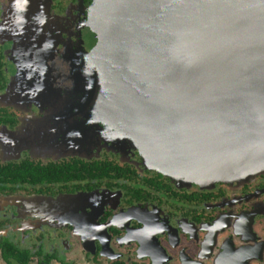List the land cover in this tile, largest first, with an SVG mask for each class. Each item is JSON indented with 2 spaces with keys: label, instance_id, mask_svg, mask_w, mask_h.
I'll return each mask as SVG.
<instances>
[{
  "label": "flooded vegetation",
  "instance_id": "obj_1",
  "mask_svg": "<svg viewBox=\"0 0 264 264\" xmlns=\"http://www.w3.org/2000/svg\"><path fill=\"white\" fill-rule=\"evenodd\" d=\"M93 2L0 0V264H264V172L183 185L81 93Z\"/></svg>",
  "mask_w": 264,
  "mask_h": 264
},
{
  "label": "water",
  "instance_id": "obj_2",
  "mask_svg": "<svg viewBox=\"0 0 264 264\" xmlns=\"http://www.w3.org/2000/svg\"><path fill=\"white\" fill-rule=\"evenodd\" d=\"M86 30L75 82L149 163L183 185L264 172V0H94Z\"/></svg>",
  "mask_w": 264,
  "mask_h": 264
},
{
  "label": "rangeland",
  "instance_id": "obj_3",
  "mask_svg": "<svg viewBox=\"0 0 264 264\" xmlns=\"http://www.w3.org/2000/svg\"><path fill=\"white\" fill-rule=\"evenodd\" d=\"M44 1H48V0H44ZM52 0H49L48 1V3L50 4V2H51ZM56 15V13H51V15ZM19 19H22L21 17H19ZM86 26V25H85ZM47 67H48V62L47 61H45L44 63H43V68H46L47 69ZM49 79H50V76H48L45 80H44V82H43V84H50V82H49ZM80 85V84H79ZM81 86H84V85H81ZM87 89V88H86ZM85 89V90H86ZM84 91V90H83Z\"/></svg>",
  "mask_w": 264,
  "mask_h": 264
},
{
  "label": "trees",
  "instance_id": "obj_4",
  "mask_svg": "<svg viewBox=\"0 0 264 264\" xmlns=\"http://www.w3.org/2000/svg\"><path fill=\"white\" fill-rule=\"evenodd\" d=\"M52 16H54V15L52 14ZM54 17H55V16H54ZM55 18H56V17H55ZM56 19H57V18H56ZM56 19H55V20H56ZM260 174H261V173H260ZM257 175H259V174H257ZM257 175H256V176H257Z\"/></svg>",
  "mask_w": 264,
  "mask_h": 264
}]
</instances>
